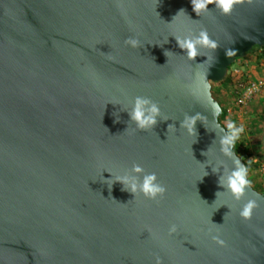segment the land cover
Returning a JSON list of instances; mask_svg holds the SVG:
<instances>
[{
    "label": "water",
    "instance_id": "95a60500",
    "mask_svg": "<svg viewBox=\"0 0 264 264\" xmlns=\"http://www.w3.org/2000/svg\"><path fill=\"white\" fill-rule=\"evenodd\" d=\"M180 9L191 19L172 21ZM209 9L198 17L191 0H0V264H155L157 255L163 264H264V193L250 186L236 202L219 185L235 158L220 151L226 129L211 93L235 59L264 44V0L229 15ZM203 29L218 49L190 60L173 35ZM130 36L140 48L125 45ZM136 96L160 107L152 131L129 120ZM197 113L206 119L194 137L180 124ZM136 163L166 186L158 203L104 183L105 170L134 176ZM248 199L259 207L244 220Z\"/></svg>",
    "mask_w": 264,
    "mask_h": 264
},
{
    "label": "clouds",
    "instance_id": "9594fccd",
    "mask_svg": "<svg viewBox=\"0 0 264 264\" xmlns=\"http://www.w3.org/2000/svg\"><path fill=\"white\" fill-rule=\"evenodd\" d=\"M245 0H191L192 10L196 16L200 17L203 12L211 11L209 5H215V8L219 10L222 14L229 15L233 12L234 6L244 3ZM252 0H248L251 3ZM180 13L187 15L184 9H180L178 13L173 17L172 21L175 20L176 16ZM188 16V15H187ZM190 19L191 17L188 16ZM193 20V19H192ZM178 47L186 53V56L190 60H195L197 56L200 55L199 49L208 48L217 50L218 43L209 37L206 29L201 30L198 34L193 36H177L173 35ZM168 41H166L167 43ZM125 45L131 46L132 48H140L141 43L137 37H128L124 41ZM235 50H226V54H235ZM169 53H173L170 50H165L164 55L168 57ZM130 122L134 123L136 128L144 131H152L155 129L156 125L161 121L158 117L161 116L160 107L157 102L151 100L149 97L136 96L130 111H127ZM115 117L114 123L120 122V117L117 113H113ZM167 118H164L166 120ZM206 117L197 113L193 116H185L184 120L181 121L180 127L185 129L189 135L197 137L198 133L196 130L197 121L203 122ZM227 131L220 137V151L230 159L233 157V167L229 170L227 177L221 176L218 180L219 185L228 193L231 198L240 202L244 199L247 194V189L251 186V180L249 179L248 169L241 163V161L236 158L233 149L235 148L236 141L241 137L244 132L242 126H237L234 122L229 121L226 124ZM175 129L174 124H168L167 131ZM127 128L125 129V131ZM195 142V141H194ZM206 152H203L204 155ZM212 171L218 172L219 169L213 168ZM110 174V178L104 180L107 184L109 191L114 183L119 182L122 185V191H127L137 196L142 194L145 198L159 202L167 191L166 186L159 181L157 174L155 172L146 173L145 169L136 163L133 165V172L136 173L134 176L129 175H113L112 172L105 170ZM206 173V172H205ZM207 175V173L205 174ZM220 192L216 193V200ZM216 200L213 202L215 203ZM259 207L257 200L248 199L243 203L240 208L239 215L244 220H250L252 218L253 212ZM226 215V214H225ZM178 226L172 224L169 228V235L176 233ZM213 241L220 245H224V241L219 235H213L211 237ZM155 264H163L162 258L157 255L155 258Z\"/></svg>",
    "mask_w": 264,
    "mask_h": 264
},
{
    "label": "rangeland",
    "instance_id": "374dc122",
    "mask_svg": "<svg viewBox=\"0 0 264 264\" xmlns=\"http://www.w3.org/2000/svg\"><path fill=\"white\" fill-rule=\"evenodd\" d=\"M226 75L227 83H215L211 87L212 96L225 109L219 120L226 131L229 121L244 128L237 143L246 156L252 187L264 193V51L256 50L235 59ZM251 81L261 83L259 93L246 104L236 105Z\"/></svg>",
    "mask_w": 264,
    "mask_h": 264
},
{
    "label": "built area",
    "instance_id": "2783aa9c",
    "mask_svg": "<svg viewBox=\"0 0 264 264\" xmlns=\"http://www.w3.org/2000/svg\"><path fill=\"white\" fill-rule=\"evenodd\" d=\"M260 84H261L260 82L251 81L247 85V87L244 90V92L242 93V95L237 99L236 105L242 106V105L246 104V102L248 100H250V98H252L256 94H258L260 91ZM226 111L230 112V109H227Z\"/></svg>",
    "mask_w": 264,
    "mask_h": 264
},
{
    "label": "trees",
    "instance_id": "16d2710c",
    "mask_svg": "<svg viewBox=\"0 0 264 264\" xmlns=\"http://www.w3.org/2000/svg\"><path fill=\"white\" fill-rule=\"evenodd\" d=\"M256 50H262V51H264V44H263L262 46H257V45L253 46L248 52H246L245 55H247L248 53L254 52V51H256ZM261 57H262V56H261ZM228 79H229V77H228V75H226L225 78L222 79L221 81H219V82H212V83H211V87H212L215 83H227ZM211 93H212V92H211ZM221 108H222V114L224 115V114H225V109H224L223 107H221ZM219 121H220V120H219ZM221 124H222V123H221ZM234 151H235V153L240 157V159L244 162V164H245V166H246V168H247L246 156L244 155V151H241V150H240V147H239V144L237 143V141H236V144H235ZM251 186H252V185H251Z\"/></svg>",
    "mask_w": 264,
    "mask_h": 264
}]
</instances>
